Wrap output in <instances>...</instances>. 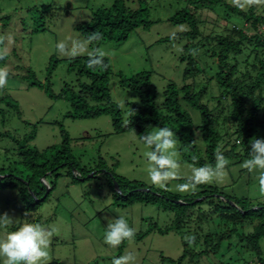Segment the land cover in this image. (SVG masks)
<instances>
[{
	"label": "rangeland",
	"instance_id": "rangeland-1",
	"mask_svg": "<svg viewBox=\"0 0 264 264\" xmlns=\"http://www.w3.org/2000/svg\"><path fill=\"white\" fill-rule=\"evenodd\" d=\"M115 1L0 0V34L10 33L13 36L9 55L0 60V67L6 66L10 72L7 85L0 89V132L10 131L24 137L35 129V139L30 145L43 150L61 145L63 131H66L71 138L70 147L79 169H93L87 174L88 179L78 180L74 178L76 172L73 169L61 168L59 175L52 176L55 186L49 195L50 180H46L47 193L44 197H48L36 209L28 206L30 202L34 203L32 198L18 197V190L0 189V214L8 212L23 222L25 213H29V222L35 220L56 230L49 249L48 264H111L113 257L129 252L135 256L134 264H159L162 256L177 259L182 254L180 234L174 230L160 233L156 227L148 230L156 223L161 228L168 226L172 214L162 208L164 204L136 202L126 207L118 205L119 199H115V190L108 179L111 172L126 180L142 182L147 188L166 190L176 200L202 191L205 185L218 187V190L234 198L245 197L254 204L264 203V196L258 192V173H249L241 167L242 162L249 157L230 162L228 175L222 183L203 184L195 192L176 191L175 186L184 183V179L171 181L167 189L153 186L144 155L151 149L137 132L115 131L112 117L107 114L74 118L70 115L73 107L68 97L56 98L45 87L29 85V81L34 78L26 76L29 70L36 74L37 80L47 82L48 67L54 59L58 64L49 77L53 92L58 95L63 88L70 86L77 89L79 75L68 70L73 59L58 53L56 45L61 41L70 42L71 39L85 40L81 25L90 22L98 9L112 7ZM122 1L134 10L144 8V18L152 22L150 27H138L126 41L106 39L98 45L89 44V50L100 47L109 53L108 59L113 70L111 96L123 108L126 121L130 108L127 101L137 102L139 98L135 92L121 86L122 76L131 77L149 71L151 81L160 93L159 103L163 101V91L169 83L179 86L185 84L184 72L188 61L181 57L185 53L183 46L186 39H172L171 34L186 31L189 26L170 21L173 15L187 6L186 0ZM205 29L206 33L223 31L212 23H208ZM165 37L171 39L161 40ZM207 61L215 67L212 60ZM81 81L86 79L82 78ZM193 82L196 91L210 84L204 102L210 108H215L220 92L215 71H208ZM67 83L70 86H66ZM224 104L227 105L225 101ZM183 107L191 114L197 129L202 121L199 110L187 102ZM220 110L216 109V113ZM154 128L158 127L149 131ZM195 137L202 149L204 141L198 131ZM2 154L3 150L0 151ZM181 156V172L188 176L191 168L198 166ZM118 215H124L129 220L130 225L136 228V234L131 241L125 240L119 247L113 248L104 242V237L109 219ZM17 226L10 225L0 231V236L4 231L15 230ZM236 244L240 248V244ZM261 244L264 249V240ZM241 252L248 257L244 249ZM218 257V254H213L210 259L207 258V262L202 259V264L216 262Z\"/></svg>",
	"mask_w": 264,
	"mask_h": 264
},
{
	"label": "trees",
	"instance_id": "trees-1",
	"mask_svg": "<svg viewBox=\"0 0 264 264\" xmlns=\"http://www.w3.org/2000/svg\"><path fill=\"white\" fill-rule=\"evenodd\" d=\"M186 1L187 6L170 18L175 24L189 26L186 31L176 34V37L186 39L183 46L185 53L181 57L188 61L184 72L186 82L182 86L169 83L163 91L161 103L158 101L159 90L151 81L149 71L131 77L122 76L121 86L135 92L139 98L137 102L127 101L130 108L125 121L123 108L111 96L113 70L110 60L105 59V68L89 69L87 55L73 59L68 68L79 75L77 89L67 83L66 86L70 87L63 88L60 94L53 92L49 77L58 64L54 59L48 67L47 82L37 80L36 74L29 70L26 76L34 77L29 85L45 87L56 98L68 97L73 107L70 115L74 118L110 115L117 132L133 130L142 136L156 126L170 127L182 141L184 159L197 166L206 163L214 165L218 145L230 162L249 157L250 142L255 138H264V9L253 7L240 11L231 5L230 0ZM144 10L131 9L122 0H116L112 7L94 12L92 20L80 28L85 37L94 31L103 34L100 41L91 45H98L106 39L126 41L138 27H150L152 22L144 18ZM208 23L223 31L206 33ZM41 27L44 28L43 25ZM168 39L171 38L161 40ZM193 49L197 50L195 56L192 55ZM206 59L212 60L215 67ZM212 70L220 91L215 108L204 102L210 84L196 91L193 82ZM82 78L86 81H81ZM183 101L199 110L202 121L197 129L191 114L183 107ZM216 109L221 110L216 113ZM196 131L204 141L202 149L197 144ZM35 134V129L24 137L10 131L0 132V151L3 150L0 155V176H3L0 189L18 190L21 199L32 198L34 203L30 202L28 206L34 209L40 208L48 197H44L47 193L46 180H50L49 195L55 186L52 176L59 175L61 168L73 169L76 172L74 178L78 180L88 179L87 174L93 171L79 169L70 147L71 138L66 131H63L61 145L43 150L30 145ZM193 156L198 158L197 162L193 161ZM108 175L115 190V199H119L118 205L126 207L136 202L164 204L162 208L172 214L166 228L158 227L156 223L148 230L154 227L159 228L160 233L174 230L180 234L183 252L177 259L162 256L159 264H202L213 254L219 255L218 260H210L211 263L206 264H264L261 244L264 240V203L254 204L245 197L234 198L218 190V187L205 185L202 191L176 200L166 190L147 188L142 182L126 180L114 172ZM189 234L196 237L192 246L184 239ZM242 249L248 257L242 254Z\"/></svg>",
	"mask_w": 264,
	"mask_h": 264
},
{
	"label": "clouds",
	"instance_id": "clouds-1",
	"mask_svg": "<svg viewBox=\"0 0 264 264\" xmlns=\"http://www.w3.org/2000/svg\"><path fill=\"white\" fill-rule=\"evenodd\" d=\"M233 7L240 11L249 8L264 9V0H230ZM103 34L99 31L92 32L85 40L71 39L70 42H58L56 48L58 53L72 59L87 55V67L89 69L105 68V59L109 53L100 47L89 50V44L100 41ZM176 38V33L171 34ZM13 41L10 33L0 34V60L9 55V45ZM192 55H197V50H192ZM10 72L8 68L0 67V89H3L8 82ZM151 126L148 127V129ZM144 144L151 149L145 152L148 162V176L153 186L167 189L173 180L184 179L185 182L177 184L175 189L179 193L195 192L199 185L209 183H222L228 175L227 167L230 164L221 146H217L214 153L215 162L193 166L191 174L184 176L181 172V144L179 136L172 128L163 126L147 130L141 136ZM249 158L245 159L241 167L249 173H258V192L264 196V138H255L249 145ZM193 161L198 158L193 156ZM25 213L23 222L13 217L8 212L0 214V231L7 229L10 225L18 224L15 230L4 231L0 236V260L2 264H48L49 249L55 234V229L45 227L35 220L29 222ZM136 234V228L130 225L124 215L109 219L104 242L110 247H119L123 241H131ZM190 246L195 244L196 237L189 234L184 237ZM133 253L115 256L111 264H134Z\"/></svg>",
	"mask_w": 264,
	"mask_h": 264
},
{
	"label": "water",
	"instance_id": "water-1",
	"mask_svg": "<svg viewBox=\"0 0 264 264\" xmlns=\"http://www.w3.org/2000/svg\"><path fill=\"white\" fill-rule=\"evenodd\" d=\"M3 176H0V179L2 178ZM116 186L118 187V184L116 183ZM146 190H148V189H146Z\"/></svg>",
	"mask_w": 264,
	"mask_h": 264
}]
</instances>
